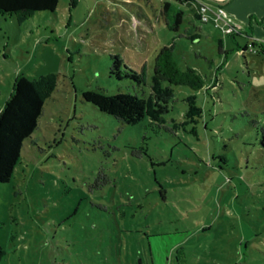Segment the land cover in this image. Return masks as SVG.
<instances>
[{"label": "rangeland", "instance_id": "obj_1", "mask_svg": "<svg viewBox=\"0 0 264 264\" xmlns=\"http://www.w3.org/2000/svg\"><path fill=\"white\" fill-rule=\"evenodd\" d=\"M163 2L0 15V110L19 75L58 76L0 182V264H264V52L172 0L185 11L175 30ZM165 45L205 76L202 89L164 82L135 123L84 98L148 96ZM115 54L122 69L146 66L147 83L112 74Z\"/></svg>", "mask_w": 264, "mask_h": 264}, {"label": "trees", "instance_id": "obj_2", "mask_svg": "<svg viewBox=\"0 0 264 264\" xmlns=\"http://www.w3.org/2000/svg\"><path fill=\"white\" fill-rule=\"evenodd\" d=\"M190 6L196 19H200L199 5L196 0H175ZM79 0H71L75 6ZM59 0H0V15L14 16L22 23L40 11L55 12ZM163 13L168 26L178 30L185 11L177 8L172 0H164ZM254 44V43H253ZM111 73L118 78L128 77L141 84L147 83L146 66L141 71H133L126 66L122 69L121 60L114 56ZM58 76L48 73L38 77L19 75L13 85L4 107L0 110V182L11 180L22 156L25 140L38 128L44 112L46 100L57 87ZM164 82L172 85H187L202 89L206 85L205 76L195 67H182L175 55L174 45L163 46L155 57L152 73L151 92L140 96L132 92L106 93L103 90L87 89L84 98L101 111L115 116L123 123H135L150 114V99L155 88ZM264 134V126H263ZM2 256L0 254V261Z\"/></svg>", "mask_w": 264, "mask_h": 264}, {"label": "crops", "instance_id": "obj_3", "mask_svg": "<svg viewBox=\"0 0 264 264\" xmlns=\"http://www.w3.org/2000/svg\"><path fill=\"white\" fill-rule=\"evenodd\" d=\"M213 6L221 4L228 14L239 23L242 34L251 39L250 47L264 52V0H205ZM123 24V22H122ZM129 30V29H128ZM123 30V33H125ZM254 43V44H253ZM252 44L254 46H252ZM249 46L246 45V47Z\"/></svg>", "mask_w": 264, "mask_h": 264}, {"label": "built area", "instance_id": "obj_4", "mask_svg": "<svg viewBox=\"0 0 264 264\" xmlns=\"http://www.w3.org/2000/svg\"><path fill=\"white\" fill-rule=\"evenodd\" d=\"M199 5L200 19L203 22L210 20L209 12H212L213 16L217 21H224V29L227 33L238 32L242 33L243 29L240 25H235L233 23V18L227 13L224 6L218 4L213 6L211 3L205 0H196Z\"/></svg>", "mask_w": 264, "mask_h": 264}]
</instances>
